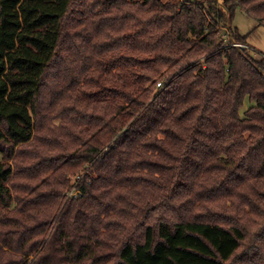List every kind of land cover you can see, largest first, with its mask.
<instances>
[{
    "label": "trees",
    "instance_id": "1",
    "mask_svg": "<svg viewBox=\"0 0 264 264\" xmlns=\"http://www.w3.org/2000/svg\"><path fill=\"white\" fill-rule=\"evenodd\" d=\"M237 9L264 27V0H0V264H264Z\"/></svg>",
    "mask_w": 264,
    "mask_h": 264
},
{
    "label": "rangeland",
    "instance_id": "2",
    "mask_svg": "<svg viewBox=\"0 0 264 264\" xmlns=\"http://www.w3.org/2000/svg\"><path fill=\"white\" fill-rule=\"evenodd\" d=\"M221 4L223 0H218ZM233 25H235L238 29V32L241 35H245L250 32L249 35V43L253 45L257 50L264 52V27L257 25L256 21L249 17L242 10L237 9L233 16ZM250 102L246 100L242 107L245 109L250 106Z\"/></svg>",
    "mask_w": 264,
    "mask_h": 264
},
{
    "label": "built area",
    "instance_id": "3",
    "mask_svg": "<svg viewBox=\"0 0 264 264\" xmlns=\"http://www.w3.org/2000/svg\"><path fill=\"white\" fill-rule=\"evenodd\" d=\"M236 44H237V43H236ZM157 85L160 86L161 83L158 82ZM76 194H80V193H78L77 190H76L75 188H72V189L68 192V197H69V196H72V195H76Z\"/></svg>",
    "mask_w": 264,
    "mask_h": 264
}]
</instances>
